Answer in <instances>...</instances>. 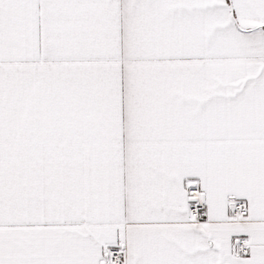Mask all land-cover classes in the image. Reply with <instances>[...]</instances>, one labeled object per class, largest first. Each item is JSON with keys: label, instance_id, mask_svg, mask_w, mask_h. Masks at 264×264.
<instances>
[{"label": "snow or ice", "instance_id": "1", "mask_svg": "<svg viewBox=\"0 0 264 264\" xmlns=\"http://www.w3.org/2000/svg\"><path fill=\"white\" fill-rule=\"evenodd\" d=\"M0 264H264V0H0Z\"/></svg>", "mask_w": 264, "mask_h": 264}]
</instances>
